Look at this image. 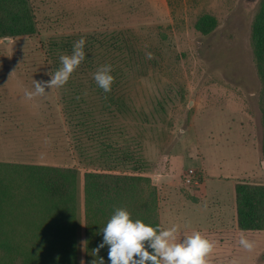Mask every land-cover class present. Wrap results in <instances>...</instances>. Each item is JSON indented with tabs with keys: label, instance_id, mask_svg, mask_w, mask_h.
Segmentation results:
<instances>
[{
	"label": "rangeland",
	"instance_id": "obj_1",
	"mask_svg": "<svg viewBox=\"0 0 264 264\" xmlns=\"http://www.w3.org/2000/svg\"><path fill=\"white\" fill-rule=\"evenodd\" d=\"M27 2L36 32L0 39V162L66 165L78 170L77 264H86L85 171L117 165L115 172L148 175L156 188L166 174L177 175L178 186L186 188L200 186L205 176L209 194L217 192L222 198L233 184L264 188V74L257 63L253 36L264 0ZM204 15L215 20L207 34L197 30ZM119 35L127 40L130 57L124 81L116 89L141 115L107 121L110 114L103 109L108 101L99 102L100 98L92 96L86 97L85 104L77 101V85L93 81L86 76L85 63L64 86L46 88V95L32 100L24 98L34 80L50 79L55 64H60L54 55L71 54L55 50V43H74L81 37L91 43ZM83 111L92 116L98 111L96 124L94 118L85 121ZM44 116L49 119L46 126ZM56 138L61 144H54ZM107 142L122 146L133 158L116 164L119 153L103 157L104 151L110 152L101 146ZM190 169L193 181L185 184ZM39 195L35 192L28 202L13 200L7 209L12 211L1 212L0 244L8 240L25 251L40 252L33 235L42 219L43 207L36 204ZM212 200L206 197L201 204L211 208ZM208 211L188 216L183 223L205 227L214 220ZM230 221L229 215L225 222ZM160 223L161 229L171 226L164 219ZM245 232L240 236L254 241L253 250L239 244L240 236L224 235L223 245L216 241L209 264H264V228ZM0 255H4L2 247Z\"/></svg>",
	"mask_w": 264,
	"mask_h": 264
},
{
	"label": "trees",
	"instance_id": "obj_2",
	"mask_svg": "<svg viewBox=\"0 0 264 264\" xmlns=\"http://www.w3.org/2000/svg\"><path fill=\"white\" fill-rule=\"evenodd\" d=\"M215 26V20L209 15L202 16L197 22V30L203 34L209 33ZM36 32L35 22L27 0H0V39L9 37H24ZM255 55L259 68L264 74V12L258 15L253 29ZM58 48L72 52L73 42L55 43ZM128 42L123 36H115L106 40L86 42L84 51L85 63L89 76L88 85H77V101L85 104L86 97L92 96L106 100L108 106L103 109L110 114V121L131 119L141 115L134 109L129 100L121 92L120 84L126 76V65L129 64L130 53ZM55 54V52H53ZM59 63L60 55H54ZM104 64L112 65L111 74L115 77L110 92H104L93 78V73ZM60 64H55V70ZM71 77V76H70ZM68 81H71L69 78ZM118 87V89H116ZM75 100V102H76ZM99 102H105V101ZM98 101V100H97ZM80 103V104H81ZM85 121L94 118L91 113ZM128 117V118H127ZM47 116L42 118V124L47 125ZM90 122V121H89ZM83 122L82 126H87ZM107 128V124H103ZM107 131L111 133L110 129ZM54 144H61L56 138ZM102 147L110 152H103V157L115 156L119 153V162L132 159L133 155L122 146L115 147L112 143H102ZM118 158V157H117ZM117 166V165H116ZM115 167L97 170L91 169L83 174L84 192V235L86 242V264H108V248L105 246L98 253L93 249L103 239L101 230L117 208L130 212L133 219H141L145 223L159 226L157 188L151 178L144 173L115 172ZM78 170L66 165H47L24 162H0V220L1 212L12 211L13 200L28 202L34 199L37 192L42 205V219L35 228L33 235L38 239L40 252L25 251L20 245L8 240L0 244L4 255H0V264H77L76 259V180ZM236 214L238 228L244 231H258L264 228V188L251 183H239L235 186ZM35 201V200H34ZM32 200V202H34ZM10 202V203H9ZM31 202V203H32ZM15 209V207H14ZM0 235L3 225L0 223ZM31 249V248H30ZM17 262V263H16Z\"/></svg>",
	"mask_w": 264,
	"mask_h": 264
},
{
	"label": "clouds",
	"instance_id": "obj_3",
	"mask_svg": "<svg viewBox=\"0 0 264 264\" xmlns=\"http://www.w3.org/2000/svg\"><path fill=\"white\" fill-rule=\"evenodd\" d=\"M85 44L84 37L76 40L71 54L59 57L60 67L50 75V79L34 80L33 89L26 90L24 98L32 100L34 97L46 95V88L64 86L85 59ZM147 55L151 58L152 53ZM111 72L112 65L104 64L93 73L94 80L104 92L111 91L115 79ZM101 232L103 239L93 252L96 254L107 246L108 264H209V257L215 247V243L200 231L181 236L177 224L161 229L158 225L153 226L141 219H133L124 208L114 210ZM239 244L249 251L255 247L254 241L243 234L239 238ZM99 260L104 264L103 257Z\"/></svg>",
	"mask_w": 264,
	"mask_h": 264
},
{
	"label": "crops",
	"instance_id": "obj_4",
	"mask_svg": "<svg viewBox=\"0 0 264 264\" xmlns=\"http://www.w3.org/2000/svg\"><path fill=\"white\" fill-rule=\"evenodd\" d=\"M162 176L163 177H160L159 180L161 184H159L160 186L157 188V196L158 194L162 196L161 199L158 198L159 222L163 221L164 219L166 222H170L171 225L177 224L179 226L181 236L185 234H191L193 231H200L201 234L209 240H211L213 237H216L211 241L214 243L218 241L219 246L223 245L222 238H224V235H230L229 237L240 236V233L242 232L237 225L234 184L232 185L231 190L225 193L222 198L220 195H216L217 192H213L212 195L209 194L208 190L205 188V176L203 177V184H201L203 185V190L200 189L201 185L199 186V184H197V187L195 188H186L184 185L178 186L176 183L178 181L177 175L166 174ZM169 184H174V187H170ZM209 196L213 199L211 202L215 203L211 208H208L207 203L205 205L201 204V202H205L206 197ZM209 209L210 211H208ZM205 211H208L209 215L212 214L214 219L208 225L206 223L205 227L198 228V225L192 227L183 223L185 219L187 220L188 216L193 217V215L196 213L205 214ZM229 215L231 217V221L229 223L231 224L227 225V222L225 221ZM168 226L170 225L167 224L166 228ZM243 233L246 232L244 231ZM237 250L239 252V248H237ZM212 254H214V252ZM212 254L211 256H213ZM213 259V257H209V260Z\"/></svg>",
	"mask_w": 264,
	"mask_h": 264
},
{
	"label": "built area",
	"instance_id": "obj_5",
	"mask_svg": "<svg viewBox=\"0 0 264 264\" xmlns=\"http://www.w3.org/2000/svg\"><path fill=\"white\" fill-rule=\"evenodd\" d=\"M193 170H188L186 175L184 176V183L185 184H190L193 181L192 178Z\"/></svg>",
	"mask_w": 264,
	"mask_h": 264
}]
</instances>
